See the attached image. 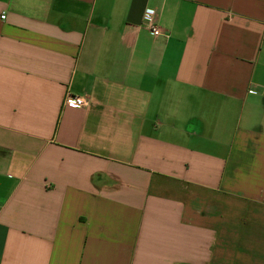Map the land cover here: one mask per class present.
I'll return each instance as SVG.
<instances>
[{
  "label": "crops",
  "instance_id": "1",
  "mask_svg": "<svg viewBox=\"0 0 264 264\" xmlns=\"http://www.w3.org/2000/svg\"><path fill=\"white\" fill-rule=\"evenodd\" d=\"M0 264H264V0H0Z\"/></svg>",
  "mask_w": 264,
  "mask_h": 264
},
{
  "label": "built area",
  "instance_id": "2",
  "mask_svg": "<svg viewBox=\"0 0 264 264\" xmlns=\"http://www.w3.org/2000/svg\"><path fill=\"white\" fill-rule=\"evenodd\" d=\"M2 18L4 19L5 16L3 15ZM141 26L147 29L155 38H159L162 35V30L157 25L152 12H146ZM65 105L71 106L76 109H82L88 105V100L85 97L73 96L68 93L65 98Z\"/></svg>",
  "mask_w": 264,
  "mask_h": 264
}]
</instances>
